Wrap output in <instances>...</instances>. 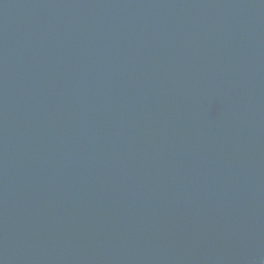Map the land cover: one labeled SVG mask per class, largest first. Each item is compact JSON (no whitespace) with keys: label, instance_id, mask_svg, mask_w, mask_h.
<instances>
[{"label":"water","instance_id":"water-1","mask_svg":"<svg viewBox=\"0 0 264 264\" xmlns=\"http://www.w3.org/2000/svg\"><path fill=\"white\" fill-rule=\"evenodd\" d=\"M0 264H264V0H0Z\"/></svg>","mask_w":264,"mask_h":264}]
</instances>
